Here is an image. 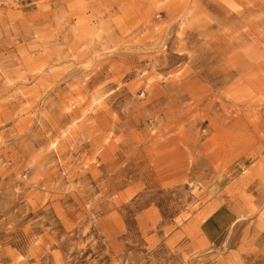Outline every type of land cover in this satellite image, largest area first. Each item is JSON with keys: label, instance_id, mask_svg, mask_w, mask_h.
Masks as SVG:
<instances>
[{"label": "rangeland", "instance_id": "rangeland-1", "mask_svg": "<svg viewBox=\"0 0 264 264\" xmlns=\"http://www.w3.org/2000/svg\"><path fill=\"white\" fill-rule=\"evenodd\" d=\"M0 264H264V0H0Z\"/></svg>", "mask_w": 264, "mask_h": 264}]
</instances>
